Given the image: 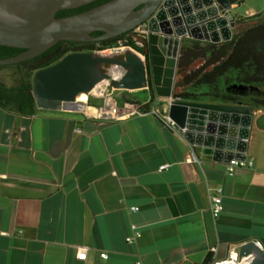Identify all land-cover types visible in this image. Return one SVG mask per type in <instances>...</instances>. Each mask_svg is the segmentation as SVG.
<instances>
[{"label": "crops", "instance_id": "1", "mask_svg": "<svg viewBox=\"0 0 264 264\" xmlns=\"http://www.w3.org/2000/svg\"><path fill=\"white\" fill-rule=\"evenodd\" d=\"M13 74L1 69L0 80ZM261 113L255 108L246 139L253 168L228 174L151 113L100 120L0 107V264H202L213 247L224 257L250 240L264 246ZM132 225L140 236L127 242ZM82 249L86 258L78 259Z\"/></svg>", "mask_w": 264, "mask_h": 264}, {"label": "water", "instance_id": "2", "mask_svg": "<svg viewBox=\"0 0 264 264\" xmlns=\"http://www.w3.org/2000/svg\"><path fill=\"white\" fill-rule=\"evenodd\" d=\"M93 1L0 0V45L24 49L15 56L0 58V65L33 58L60 40L99 41L142 29L134 37L146 44L147 59L127 46L118 52H70L36 70L32 75L36 106L60 110L78 101L80 93L92 94L93 89L97 95L114 97L117 91L146 90V97L157 107L166 100L171 127L191 146L218 162L244 159L254 106L173 96L182 41L230 40L236 28L230 6L241 0H108L79 13L56 16L61 9ZM95 31L102 33L91 35ZM254 89L257 87L249 86L250 91ZM261 245L263 248L256 240L244 242L238 246L239 255H250L249 264H264Z\"/></svg>", "mask_w": 264, "mask_h": 264}, {"label": "trees", "instance_id": "3", "mask_svg": "<svg viewBox=\"0 0 264 264\" xmlns=\"http://www.w3.org/2000/svg\"><path fill=\"white\" fill-rule=\"evenodd\" d=\"M106 1L108 0H95L79 7L61 9L56 16L79 13ZM258 15L259 13L244 18L238 17L236 24L240 27L234 30L228 41L214 43L183 40L176 71V74L182 76L174 84L173 96L184 100L240 102L264 109V89L257 87V84L264 82V20L243 25L247 19ZM101 33L95 31L91 35L96 36ZM121 42L144 54L143 48L137 45L138 40L133 35L126 34L99 41L60 40L33 58L15 64L0 65V70L12 67L20 74L16 84L11 86L0 80V107L21 115L33 114L36 104L32 94V75L36 70L53 64L70 52L102 50ZM22 51H24L22 48L0 45V58L15 56ZM145 58L147 59L146 55ZM196 60H201V64L190 68ZM227 75L233 81L229 82L227 78L229 84L222 93L197 92L202 87H217L220 79ZM239 86L247 88H239ZM249 86L257 89L249 92ZM151 89L152 85L149 83L148 91ZM246 96L249 97V101H243Z\"/></svg>", "mask_w": 264, "mask_h": 264}, {"label": "built area", "instance_id": "4", "mask_svg": "<svg viewBox=\"0 0 264 264\" xmlns=\"http://www.w3.org/2000/svg\"><path fill=\"white\" fill-rule=\"evenodd\" d=\"M138 32H142L141 27H137L135 29ZM139 42H137L138 44ZM127 46L122 45L121 43L111 46L108 49V52H118L124 49ZM101 52V51H100ZM98 97L102 98L101 103H91L90 100L86 99L81 103L78 101L71 102L66 104L60 110L65 112L71 111H79L83 114L100 119V120H122L127 117L133 115H144V114H154L158 116L165 124L171 127V120L169 119L166 110L165 111H158L157 106L154 103L153 107H150L149 98L146 100L140 101L137 99H126L123 100L121 103L111 94L103 93L102 95H97ZM148 103V107H145L144 104ZM88 107H93L94 110L92 112H88ZM190 161H197V158L194 154H191ZM226 165V171L228 174H233L235 169L237 168H248L252 169L254 166V157H245L244 159H237L232 158L230 159ZM169 164H162L159 166V170L167 169ZM222 189L220 187L213 188L212 192L210 193V211L214 218H217L222 209V199H221ZM132 211L136 210L137 207L133 206L130 208ZM132 233L126 237L127 242H132L136 238L140 236V232L132 225L131 226ZM0 234H6L3 231H0ZM256 244L263 248L259 241H256ZM100 256L105 258L107 254L105 252H101ZM78 259H85L86 258V251L82 249L80 252L77 253ZM251 261L250 255H239L238 246H234L230 248L227 254L224 257H220L217 255V247H213L210 251V255L206 259V261L202 264H249ZM135 264H142L141 261H136Z\"/></svg>", "mask_w": 264, "mask_h": 264}, {"label": "rangeland", "instance_id": "5", "mask_svg": "<svg viewBox=\"0 0 264 264\" xmlns=\"http://www.w3.org/2000/svg\"><path fill=\"white\" fill-rule=\"evenodd\" d=\"M230 12L232 14L235 15V17L237 18L238 16L239 17H247V16H251V15H254L256 13H259L258 16L254 17V18H251V19H247L243 25H247V24H250V23H253V22H256L258 20H264V0H241L240 3L238 5L236 4H231L230 6ZM235 26L236 23H235ZM95 51H101L103 53H108V49H102V50H95ZM201 60H197L195 61L191 66L190 68H195L197 67L199 64H200ZM9 70L11 72H14L13 75H9V76H4L3 77V80L6 82V83H13L14 82V79L15 80H18L19 79V72L15 69V68H12L10 67ZM182 75L180 74H176V81H178L180 78H181ZM227 78L229 79V82H232L233 79H231L230 76H225L223 78L220 79L219 83H218V90L217 92L219 93H222L227 84H229L226 80ZM257 87L260 88L261 90L264 89V82L263 83H260V84H257ZM207 91H213L212 90V87H202L200 89H198V93H201V92H207ZM115 97L116 99L121 103L123 100H126L128 98H132V99H137V100H140V101H143L146 99V90H136V91H117L115 92ZM86 99L90 100L91 103H101L102 101V98L101 97H98L96 96L95 94H90V95H86ZM243 101H249V97H244L243 98ZM166 103V100H164V104ZM161 108V107H160ZM159 107H157L158 111H161ZM167 108V106H166ZM256 109H260L262 110V113L257 115L258 118H261L262 122L264 123V109L263 108H260V107H256ZM262 138L264 137V135H262ZM258 140H260V137L258 136ZM255 146H257V142L255 143Z\"/></svg>", "mask_w": 264, "mask_h": 264}, {"label": "flooded vegetation", "instance_id": "6", "mask_svg": "<svg viewBox=\"0 0 264 264\" xmlns=\"http://www.w3.org/2000/svg\"><path fill=\"white\" fill-rule=\"evenodd\" d=\"M239 17V16H238ZM237 17V18H238ZM236 18V19H237ZM236 23V22H235ZM237 26H236V28H235V30H237L240 26H238V24H236ZM133 35V36H135V34L136 35H138L139 34V32L138 31H136V30H130V31H127V32H124V33H122L121 35ZM110 39V38H109ZM121 44H122V42H121ZM139 44V47H141V48H143V50L145 51V49H146V44H140V43H138ZM123 45V44H122ZM125 46V45H124ZM146 56L147 57H149V53H146ZM249 90V89H248ZM248 92V91H247ZM249 92H250V90H249ZM248 97V96H247ZM247 105H249V104H247Z\"/></svg>", "mask_w": 264, "mask_h": 264}, {"label": "bare ground", "instance_id": "7", "mask_svg": "<svg viewBox=\"0 0 264 264\" xmlns=\"http://www.w3.org/2000/svg\"><path fill=\"white\" fill-rule=\"evenodd\" d=\"M92 93H93V94H96V93H98V92L96 91V89H93V90H92ZM77 100L83 102L84 100H86V94H84V93H80V94L78 95V97H77ZM93 110H94L93 107H88V112H92Z\"/></svg>", "mask_w": 264, "mask_h": 264}]
</instances>
